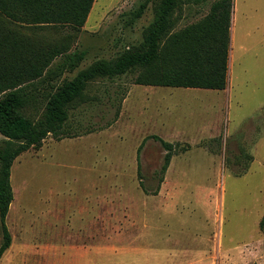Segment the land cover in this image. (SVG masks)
<instances>
[{"label": "rangeland", "instance_id": "1", "mask_svg": "<svg viewBox=\"0 0 264 264\" xmlns=\"http://www.w3.org/2000/svg\"><path fill=\"white\" fill-rule=\"evenodd\" d=\"M143 1L95 0L86 23L71 31V51L85 50L86 59L65 76L141 42L154 19L153 5L130 21ZM213 1L185 8L177 27L205 16ZM232 1L225 89L139 85L135 73L95 82L89 94L99 100L79 103L71 113L69 126L79 136L50 135L14 160V200L6 218L12 243L0 264H192L198 252L206 253V264H264V0ZM67 34L64 29L38 36L57 40ZM193 94L206 101L161 109L172 106L163 102ZM200 106L206 110H194ZM27 108L38 117L43 106ZM211 129L215 137L199 142ZM153 134L180 149L188 146L173 155L164 173L166 150ZM4 139L0 133V145ZM158 187L201 204L197 208L205 212L197 216L207 228L205 243L193 245L184 234H195L189 215L167 212L160 206L163 197L149 198L139 232L130 226L128 207L139 201L133 198ZM100 193L103 230L82 233Z\"/></svg>", "mask_w": 264, "mask_h": 264}, {"label": "trees", "instance_id": "2", "mask_svg": "<svg viewBox=\"0 0 264 264\" xmlns=\"http://www.w3.org/2000/svg\"><path fill=\"white\" fill-rule=\"evenodd\" d=\"M205 1L144 0L130 21L140 18L153 3L154 19L144 29L142 41L111 59H97L68 78L65 74L75 71L87 55L85 50L71 51V31L86 23L95 0H0V133L5 137L0 145V259L12 243L6 218L14 200V160L41 146L50 135L57 140L79 136L69 126L71 113L79 103L99 100L97 94H89L93 83L135 73L136 84L227 87L233 1L214 0L204 17L175 29L176 13L184 4ZM64 29L68 34L58 41L38 36L43 31L59 33ZM57 58L61 61L54 65ZM40 105L43 109L38 117L26 112L27 107L38 109ZM119 114L120 106L116 117ZM150 137L166 150L162 173L174 154L188 148L180 149L178 143L156 134ZM140 169L139 163V173ZM141 184L148 192L143 181ZM158 191L159 187L154 193Z\"/></svg>", "mask_w": 264, "mask_h": 264}, {"label": "crops", "instance_id": "3", "mask_svg": "<svg viewBox=\"0 0 264 264\" xmlns=\"http://www.w3.org/2000/svg\"><path fill=\"white\" fill-rule=\"evenodd\" d=\"M207 1H205V3ZM150 4L153 5L152 2H150ZM203 4L204 3H202V4H195V3L194 4H184V6L181 8V10L177 11V13H176L177 23H176L175 29L177 30V29H180V28L186 26V25H184L180 28L177 27L178 20L181 17V14L185 10V8H188L189 6H194V5L201 6ZM211 5H212V3H211ZM210 8H211V6H210ZM210 8H209V10H210ZM139 85H144V84H139ZM146 86H155V85H146ZM159 87H162V86H159ZM167 87H174V86H167ZM182 88H199V87H182ZM204 89H211V88H204ZM221 90H223V89H221ZM172 95H174V94H171V96ZM192 96H194V97L193 98L180 97V98L176 99V100H178L177 102H163V104H170L172 106H166V108L161 107V109L172 111V110L180 109L177 106H180L183 104H202V103H204V101H206V98H204V97H201V96L195 97V94H193ZM194 110L199 111V112H204L206 110V108L200 106V107L194 108ZM212 137H215V136L212 134V129H211V130H209V132L202 135V138L199 139V142L204 138L212 139ZM170 142H174V141H170ZM162 182H163V179H162ZM151 197H153V198L155 197L156 199L159 197L165 198L166 203L161 202L160 206L165 208L167 210V212L168 211L174 212L177 216H179V218H182L183 214H185V215L188 214L189 215L188 220L191 221V227L194 228L195 234L191 235L190 233H187V232H184V234H188L187 236L192 240V242L194 243L193 245L196 244L197 248L200 246V242L205 243V241L207 240V236L204 235L203 232L207 228L202 227L201 222H200L201 217H200V215L197 216L198 213L205 212V210L201 211V209H198V208H201V204L195 203V201L192 200L191 197H185L184 193L174 194V193H165V192L161 191V192H157V193H153V194L147 193V192H145L143 194H137L136 197H134L133 199L139 200V201L138 202L136 201L134 203H130V206L128 207L129 208V224H130V226L134 227V229H136V231H137L139 224L141 225L142 222H144L142 217L147 216L146 212L148 209V205H150L149 202H151V201H149V200H151V199H149V198H151ZM103 201H104V194L103 193L98 194L96 196V202L98 205L97 212L95 214H92L91 217L87 221H85V223H84L85 227L80 229V231H82V233L83 232L84 233H86V232L87 233H93L94 231L99 232V231L103 230V229H101V227L104 226ZM198 218H199V220H198ZM208 220H209V218H207L204 215V221L207 223ZM145 222H146V219H145ZM139 231L140 230H138V232ZM133 236H135V234H133ZM65 237H67V236H65ZM137 237H135V239ZM66 240H68V239H66ZM191 240H189V241H191ZM96 241H97V243L98 242L101 243L100 244L101 248H104V241L101 238H100V240L97 239ZM193 255H194V253H193ZM197 255L200 258L196 259V260L194 259L192 264H206V259H207L206 253L204 254V252L203 253L198 252ZM208 259H210V256H208ZM187 264H191L190 261Z\"/></svg>", "mask_w": 264, "mask_h": 264}]
</instances>
